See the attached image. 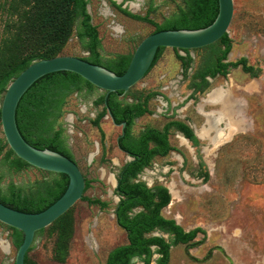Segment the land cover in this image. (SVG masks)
Here are the masks:
<instances>
[{"label":"rangeland","instance_id":"obj_1","mask_svg":"<svg viewBox=\"0 0 264 264\" xmlns=\"http://www.w3.org/2000/svg\"><path fill=\"white\" fill-rule=\"evenodd\" d=\"M12 1L0 0V47L8 35L9 23L15 19ZM234 7L228 32L232 50L225 62L245 57L257 69L258 77H252L241 67L230 68L227 76L219 74L209 79L207 88H195L200 81L197 73L211 66L223 45L191 50L192 62L188 66L178 57L185 56L183 51L166 48L151 71L118 98L125 103L143 102L151 95L150 111L132 126L134 136L145 128L162 129L171 120L190 124L198 134L208 128L209 114L224 109L222 102L213 99L218 88L238 104L240 113L234 118L225 109L224 120L219 123L224 130L229 123L237 127L231 139L215 145L211 141L214 133L208 131L204 136L198 134L199 145L195 147L171 128L169 139L174 150L166 157H155L138 176L137 180L148 186L161 184L170 190L171 202L163 209L167 218L175 219L186 231L202 228L194 241L172 248L169 264H264V0H234ZM123 10L148 16L152 23L133 18ZM184 10L186 0H88L104 59L132 55L156 26ZM79 29L80 19L60 55L88 57L85 42L77 36ZM105 93L96 87L90 93L84 88L69 95L55 130L64 129L66 144L90 182L84 197L99 199L107 206L79 201L63 220L36 235L27 255L29 263L106 264L109 252L127 243L126 232L116 223L114 207L119 196L112 183L130 157L119 149L121 127L107 113L99 120L100 128L94 123L104 112L103 104L96 101ZM3 97L4 94L0 96V105ZM235 120H243V124ZM0 142H6L1 123ZM8 150L9 145L0 152L2 195L14 183L24 195L32 196L45 181L56 177V173L32 166L16 170L6 160ZM62 228L68 237L64 261L56 257V242ZM152 235L169 241L168 235L159 230ZM0 240L9 246L8 251L0 247V264H14L17 248L12 244V231L1 222ZM157 257L155 254L154 260ZM133 263L142 264L137 258Z\"/></svg>","mask_w":264,"mask_h":264},{"label":"trees","instance_id":"obj_2","mask_svg":"<svg viewBox=\"0 0 264 264\" xmlns=\"http://www.w3.org/2000/svg\"><path fill=\"white\" fill-rule=\"evenodd\" d=\"M87 7L88 0L12 1V12L15 19L9 23L8 35L0 47V96L5 94L9 84L33 62L59 56L71 38L79 19L80 29L77 36L81 42H85L84 49L89 52L88 57L82 59L104 66L118 75L125 73L132 55H120L114 59L103 58L98 29L92 24V17ZM118 7L120 8L121 5ZM123 12L133 18L152 23L148 16L133 15L126 10ZM218 12V0H186V10L167 20L163 25L156 26L154 32L165 29L205 28L213 23ZM217 43H221L224 48L220 50V55L210 67L197 73L196 78L200 81L195 85L196 87L207 88L208 76L212 78L218 74L227 76L230 68L241 67L252 77L259 76L257 69L249 65L245 57L235 62H225L232 50V41L228 33L218 42L204 48L213 47ZM164 50L165 48L158 50L151 69L158 62ZM174 50L179 52L182 49ZM182 51L187 56L179 55L178 57L183 64L188 66L192 62L189 56L191 50ZM84 88L90 93L96 87L78 74L66 71L52 73L36 81L21 98L16 112L18 128L27 142L36 148L51 149L74 160L63 137L64 129L55 130V125L62 114L67 97ZM122 95L123 91L108 95L105 93L97 100L96 104H103L104 112L94 121L95 125L100 128L99 120L109 110L117 123L127 122L126 135L121 137L118 143L122 150L133 156V160L127 162L118 173L116 194L119 196V201L114 207L116 223L126 232L127 243L111 250L106 264H131L134 256L143 258L144 264H152L153 246H157V253L161 255L156 264H169L171 246L190 243L198 233L203 232L202 228L186 231L175 219L167 218L163 214V209L171 202L167 187L161 184L150 187L144 181L137 179L156 156H167L174 150L168 138L171 127L174 126L182 131L194 146L199 145V139L192 128L181 121H171L163 130L147 128L139 136H134L131 132L134 119L149 112L148 101L151 95L146 96L143 102L134 101L133 103L119 100L118 98ZM102 136H104L103 132ZM126 138L130 139V143L125 141ZM150 142H154L155 145H151ZM7 145V142L4 144L0 142V152ZM5 156L16 170L31 166L20 159L10 147ZM56 174L51 181H45L40 185L32 196L24 195L21 188L11 183L4 195L0 189V201L19 211L41 212L56 202L68 187L69 177L65 174ZM89 186L90 182L86 181L85 191ZM83 200L98 204L102 208L107 206V203L99 199L92 200L83 197ZM68 212L55 222L63 220ZM8 228L12 231V244L18 249L23 242L24 235L15 228L10 226ZM157 230L172 235V241L168 242L159 235H152ZM42 231L44 229L38 231L36 235ZM67 239V231L62 228L56 242V257L60 261H64L68 254ZM32 249L33 245L28 253ZM27 255L25 264H36L29 263Z\"/></svg>","mask_w":264,"mask_h":264},{"label":"water","instance_id":"obj_3","mask_svg":"<svg viewBox=\"0 0 264 264\" xmlns=\"http://www.w3.org/2000/svg\"><path fill=\"white\" fill-rule=\"evenodd\" d=\"M219 12L212 24L200 29H165L145 37L135 49L129 66L122 75L85 59L70 55L33 62L8 86L1 108V124L5 140L12 151L23 161L37 169L65 174L69 184L64 194L47 209L38 213L13 209L0 201V222L21 231L24 239L14 263L25 264L36 233L46 229L73 208L84 197L86 179L78 164L71 158L51 149L31 145L21 134L16 120L19 102L27 90L42 77L57 72H72L107 94L127 93L151 69L160 48L195 50L218 42L229 32L234 17V0H218ZM115 125L120 126L111 116ZM126 123L122 124L124 128ZM117 187V185H116Z\"/></svg>","mask_w":264,"mask_h":264},{"label":"bare ground","instance_id":"obj_4","mask_svg":"<svg viewBox=\"0 0 264 264\" xmlns=\"http://www.w3.org/2000/svg\"><path fill=\"white\" fill-rule=\"evenodd\" d=\"M121 1V0H117ZM117 30H120L119 27H116ZM214 101L218 100L224 104V109L217 111L216 113H211L209 114L210 117V122L209 126L206 129H203L198 132L199 135L204 136L208 131L213 132L214 135L211 137V141L215 143V145L223 143L226 140L231 139L232 134L234 131L237 129L236 126H233L231 123L226 125V129H228V132L226 133L224 129L219 128V123L224 120L225 117V109L228 111L229 115L232 117H236L240 111L237 109L238 104L235 102L233 98L228 95V93L223 90L222 88H218L215 90L214 96H213ZM236 123L239 125L243 124V120H235ZM183 141H186L184 138H182ZM93 155H91L92 157ZM116 180H113V185H116ZM0 247L3 248L5 251L9 250V246L7 242L1 241L0 240Z\"/></svg>","mask_w":264,"mask_h":264},{"label":"flooded vegetation","instance_id":"obj_5","mask_svg":"<svg viewBox=\"0 0 264 264\" xmlns=\"http://www.w3.org/2000/svg\"><path fill=\"white\" fill-rule=\"evenodd\" d=\"M126 1H127V0H126ZM87 9H88V7H87ZM88 12H89V11H88ZM78 39H79V38H78ZM79 40H80V39H79ZM80 41H81V40H80ZM165 49H166V48H165ZM179 51H182V50H179ZM183 52H184V51H183ZM184 53H185V52H184ZM132 55H133V54H132ZM182 56H184V55H182ZM186 56H187V54L185 53V56H184V57H186ZM150 71H151V70H149L148 73H149ZM148 73H147V74H148ZM147 74H146V75H147ZM218 75H219V74H218ZM220 75H221V74H220ZM211 78H212V77L208 76V77H207V80H209V79H211ZM214 78H215V77H214ZM195 88H196V86H195ZM129 91H130V90H129ZM129 91H128V92H129ZM105 92H106V91H105ZM128 92H127V93H128ZM127 93H124V92H123V95H122V96H125ZM106 94H107V92H106ZM107 95H108V94H107ZM231 97H232V96H231ZM232 98H233V97H232ZM233 99H234V98H233ZM143 101H144V100H143ZM133 102H134V101H131V103H133ZM148 102H149V101H148ZM148 107H149V106H148ZM149 111H150V109H149ZM107 114H108L109 117L111 118L112 114L110 113L109 110H108V113H107ZM143 116H144V115H143ZM112 117H113V116H112ZM141 117H142V116H141ZM141 117L135 118V119H134V123H135V121H136L137 119H139V118H141ZM111 119H112V118H111ZM114 120H115V119H114ZM171 121H179V120H171ZM171 121H169V122H171ZM112 122H113V121H112ZM115 122H116V121H115ZM169 122H168V123H169ZM181 122H182V121H181ZM113 123H114V122H113ZM116 123H117V122H116ZM123 123H126V126H125L124 128L122 127V124H123ZM168 123H167V124H168ZM184 123L187 124L188 126H190V128H192L190 124H188V123H186V122H184ZM117 124H119V125H120L119 127H121V135L118 137V141H119V139H120L121 137H125V135H126L127 122H122V123H117ZM167 124H166V125H167ZM166 125H165V126H166ZM116 126H118V125H116ZM165 126H164L162 129H159V130H163V129L165 128ZM149 128H150V127H149ZM171 128H175V129H177V128L174 127V126L171 127ZM171 128L169 129V133H170ZM146 129H147V128H145L143 131H145ZM192 130L194 131V133H195V135L197 136V138L200 140V137H199V135L196 133V131H195L193 128H192ZM226 130H227V131H225V132L227 133V132H228V129H226ZM143 131H142V132H143ZM177 131H179L180 133H182L183 137H184L185 139H188V140L190 141V139L187 138L186 135H185L182 131H180L179 129H177ZM142 132H141V133H142ZM141 133H140V134H141ZM140 134H139V135H140ZM139 135H138V136H139ZM233 136H234V135H233ZM168 138H169V135H168ZM125 141H126L127 143H130V139H129V138H126ZM169 142H170V139H169ZM190 142H191V141H190ZM150 143H151V145H155L154 142H150ZM191 143H192V142H191ZM213 143H214V142H213ZM170 144H171V143H170ZM192 144H193V143H192ZM214 144H215V143H214ZM193 146H194V145H193ZM118 147H119V149H120L121 151H123L125 154H127V155L130 157V160H129V161L133 160V156H131L128 152L122 150V149L120 148V146H119V143H118ZM195 147H197V146H195ZM172 151H173V150H172ZM172 151H171V152H172ZM171 152H170V153H171ZM170 153H169V154H170ZM169 154H168V155H169ZM168 155H167V156H168ZM156 157H162V156H156ZM163 157H166V156H163ZM129 161H128V162H129ZM75 162H76V161H75ZM145 169H146V168H145ZM145 169H144V170H145ZM144 170H143V171H144ZM143 171H142V172H143ZM142 172H141V173H142ZM139 175H140V174H139ZM116 181H117V180H116ZM117 183H118V181H117ZM117 183H116V185H117ZM150 187H151V186H150ZM165 187H166V186H165ZM116 188H117V187H116ZM167 189H168V188H167ZM168 190H169V189H168ZM169 193H170V190H169ZM163 233H164V232H163ZM165 234H167L168 237H169V241H168V242H171L172 239H173V236L170 235L169 233H165ZM198 234H199V233H198ZM161 237H163V236H161ZM163 238H165V237H163ZM196 238H197V236H196ZM196 238H195V239H196ZM195 239H194V240H195ZM194 240H193V241H194ZM191 242H192V241H191ZM181 244H182V243H181ZM174 246H175V245H172V246H171V254H172V248H173ZM154 247L157 248V246H153V247H152V250H153V252H154L153 257H152V264H156V261L161 257V255H160L159 253H157V249L154 251V249H153ZM155 254H158V257L154 260V255H155ZM171 254H170V261H171ZM136 258L139 259V260L141 261L142 264H144V262H143V258H141V257H139V256H134V257L132 258V260H131V264H134V263H133V260L136 259ZM169 263H170V262H169Z\"/></svg>","mask_w":264,"mask_h":264}]
</instances>
